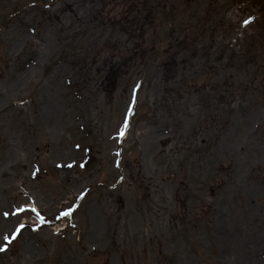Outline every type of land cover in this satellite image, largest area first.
Listing matches in <instances>:
<instances>
[{"label": "rangeland", "instance_id": "1", "mask_svg": "<svg viewBox=\"0 0 264 264\" xmlns=\"http://www.w3.org/2000/svg\"><path fill=\"white\" fill-rule=\"evenodd\" d=\"M0 264H264V0H0Z\"/></svg>", "mask_w": 264, "mask_h": 264}, {"label": "trees", "instance_id": "2", "mask_svg": "<svg viewBox=\"0 0 264 264\" xmlns=\"http://www.w3.org/2000/svg\"><path fill=\"white\" fill-rule=\"evenodd\" d=\"M138 13L136 14V16H134L135 21H140L139 19H140L141 16H138ZM143 21H144V19H143ZM141 26L142 27L145 26V23H142Z\"/></svg>", "mask_w": 264, "mask_h": 264}]
</instances>
